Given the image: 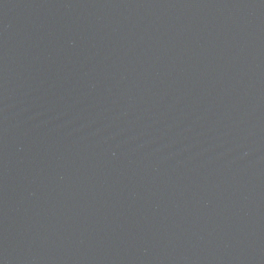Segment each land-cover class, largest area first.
Listing matches in <instances>:
<instances>
[{
  "label": "water",
  "instance_id": "water-1",
  "mask_svg": "<svg viewBox=\"0 0 264 264\" xmlns=\"http://www.w3.org/2000/svg\"><path fill=\"white\" fill-rule=\"evenodd\" d=\"M0 264H264V0H0Z\"/></svg>",
  "mask_w": 264,
  "mask_h": 264
}]
</instances>
